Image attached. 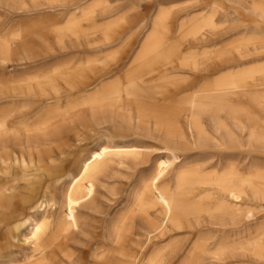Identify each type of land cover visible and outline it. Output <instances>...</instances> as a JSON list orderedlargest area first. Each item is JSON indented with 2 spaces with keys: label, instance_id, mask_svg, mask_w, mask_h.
I'll return each instance as SVG.
<instances>
[{
  "label": "rangeland",
  "instance_id": "374dc122",
  "mask_svg": "<svg viewBox=\"0 0 264 264\" xmlns=\"http://www.w3.org/2000/svg\"><path fill=\"white\" fill-rule=\"evenodd\" d=\"M208 1L213 0H0V47L9 52L0 62V79L7 77L13 81L14 92L26 91L21 87L32 82H43L65 95L70 83L97 80L99 84L87 92L88 96L102 95L109 102L110 94L115 92L124 102L137 84L148 87L146 96L152 105L148 114L150 118H138L137 108L123 103L111 108L112 104L104 106L102 115H93L90 112L94 109L82 102L72 106L73 102L53 104L51 108H78L87 116L82 144H78L70 158L73 178L66 185L56 187L52 192L54 201L44 210L58 214V223L69 231L85 232L76 238L77 249L72 248L77 255L90 256L109 250L103 247L106 242L104 221L108 215L113 218L121 213L124 220L130 214L134 216L137 238L134 246L146 259L159 254L164 258L174 255L178 262L190 249L194 238L188 231L157 237L156 229L142 222L139 216L137 200L147 187L152 184L158 191L169 186V176L184 164L180 157L172 156V150L154 133V126H158L154 116L158 110H163L162 115L172 118L168 107L184 101L180 103L184 109L192 95L200 96L194 93L198 86L183 92L181 82L179 91L171 85L172 78L190 80L193 74H197V68L212 65L210 71L203 73L215 81L212 83L214 87L226 85L221 87L222 92L230 89L234 81L244 83L248 88L251 84L264 83V15L260 16L263 13L251 12L254 0H215L225 8L226 14L218 13L211 23L206 11L202 10L203 3ZM255 1L259 4L262 0ZM75 4L82 5L83 11L73 10ZM176 47L181 53L172 56ZM169 64L185 69L157 79L154 69ZM146 65L155 66L147 70ZM251 70L258 72L249 73ZM8 88L0 84V91ZM26 105L21 102L14 107ZM205 117L202 119L207 123ZM173 118L176 126L184 122L182 112ZM106 139L111 142L106 144L108 149L103 143ZM120 142H124L122 146H118ZM208 152L217 156L212 162L218 158L222 165H227L235 157H246V164L248 158L258 156L264 159L263 153L248 157L246 152L225 151L223 147L206 149L205 152L200 147L186 153L185 161H202L204 153ZM100 153L106 163L99 170L83 172L85 163L80 160L88 157V163L94 162ZM134 154L148 160L134 165L131 162ZM119 160L122 165H117ZM84 183L96 193V211L72 200ZM154 212L151 218L158 224L161 222L156 218L158 209ZM30 251L22 240L11 248L1 247L0 264H27L26 256ZM214 252L213 244L206 255L211 256ZM254 253V256L248 253L250 259H223L222 256L221 259H205L202 264H264V254Z\"/></svg>",
  "mask_w": 264,
  "mask_h": 264
},
{
  "label": "bare ground",
  "instance_id": "6f19581e",
  "mask_svg": "<svg viewBox=\"0 0 264 264\" xmlns=\"http://www.w3.org/2000/svg\"><path fill=\"white\" fill-rule=\"evenodd\" d=\"M263 1L258 4L254 0L251 12L260 11L263 13L260 16L264 15ZM73 10L82 12L83 7L75 4ZM202 10L206 11L211 23L218 13L226 14L225 8L215 0L203 3ZM179 50V47L174 48L171 55H180ZM8 54V50L0 47V62ZM154 66L146 65L145 69L152 70ZM211 66L197 68V74L187 82L171 79L176 91L181 89L179 82L183 84V92L199 87L194 93L200 96L192 95L186 108L180 106L184 101L168 107L172 118L162 115L163 110L154 113L158 124L154 126V133L172 150V156L180 157L184 164L169 176V186L156 191L151 184L137 200L142 222L154 227L157 237L186 230L194 238L190 249L178 262L174 255L164 258L159 254L146 259L143 254H138L134 246L137 240L134 216L130 214L124 220L123 213L113 218L108 215L104 221L106 242L103 247L109 250L90 256L77 255L72 248L77 249L76 238L85 232H71L58 223V214L44 212L46 205L54 201L52 192L56 187L66 185L73 178L70 158L86 131L87 116L83 112L78 108L51 109L53 104L73 102L72 106L82 102L94 109L90 112L93 115H102L104 106L112 104L111 108L123 103L135 106L138 118L148 117L152 108L146 96L148 87L137 84L124 103L115 92L110 94L109 102L102 95L88 96L87 92L99 84L97 80L70 83L66 94L62 95L43 82L22 86L26 91L17 93L13 81L1 78L0 84L9 88L0 91V248H11L22 240L31 249L26 256L27 264H202L205 259H221L222 256L223 259L237 260L250 259L249 252L253 256L255 251L264 254V159L258 156L248 158L251 154H264V83L251 84L248 88L244 83L234 81L230 89L222 92L226 85L214 87L212 83L215 81L203 73L210 71ZM183 69L185 67L169 64L157 66L154 72L159 79ZM257 72L251 70L249 73ZM200 73L202 75H198ZM21 102L27 105L14 107ZM181 112L184 122L176 126L173 116ZM204 116L208 118L207 123L202 119ZM90 117L95 119L92 115ZM113 117L115 115L110 118L112 122ZM205 123L209 126L208 131ZM103 143L108 149L106 144L111 142L106 139ZM200 147L204 152L220 147L239 154L246 152L248 163H245L246 157H235L227 165H222L218 158L212 162L217 156L209 152L204 153L202 161H185L186 153ZM117 156L121 159L119 154ZM147 160L138 154L131 158L134 165ZM80 161L85 163L83 172L99 170L106 163L101 153L94 162L88 163V157ZM122 163L119 160L117 165ZM95 196L94 190L84 183L72 200L86 209L95 210ZM156 209V218L161 221L158 224L151 218ZM101 225L97 229L100 230ZM9 226L12 228L8 229ZM213 244L215 252L207 256Z\"/></svg>",
  "mask_w": 264,
  "mask_h": 264
}]
</instances>
